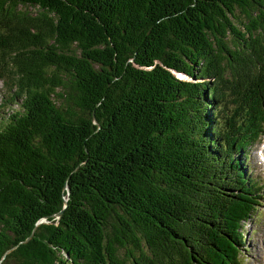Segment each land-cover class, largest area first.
<instances>
[{"label": "trees", "instance_id": "16d2710c", "mask_svg": "<svg viewBox=\"0 0 264 264\" xmlns=\"http://www.w3.org/2000/svg\"><path fill=\"white\" fill-rule=\"evenodd\" d=\"M0 82V264H240L264 0H0Z\"/></svg>", "mask_w": 264, "mask_h": 264}, {"label": "rangeland", "instance_id": "374dc122", "mask_svg": "<svg viewBox=\"0 0 264 264\" xmlns=\"http://www.w3.org/2000/svg\"><path fill=\"white\" fill-rule=\"evenodd\" d=\"M32 9L31 11L34 10ZM3 92L0 84V97ZM245 153L247 155L243 161V171L255 182L260 197L257 199L252 215L242 224L244 237L238 245L239 263L264 264V245L259 240L260 236L264 235V134L260 136L256 144L246 149Z\"/></svg>", "mask_w": 264, "mask_h": 264}, {"label": "water", "instance_id": "95a60500", "mask_svg": "<svg viewBox=\"0 0 264 264\" xmlns=\"http://www.w3.org/2000/svg\"><path fill=\"white\" fill-rule=\"evenodd\" d=\"M60 213L61 212H57V213H55V216H56V218H58V216L60 215ZM45 220L44 219H42V220H39V222H44ZM31 236V234L24 240V241H27L28 239H29V237Z\"/></svg>", "mask_w": 264, "mask_h": 264}, {"label": "bare ground", "instance_id": "6f19581e", "mask_svg": "<svg viewBox=\"0 0 264 264\" xmlns=\"http://www.w3.org/2000/svg\"><path fill=\"white\" fill-rule=\"evenodd\" d=\"M259 240H260V242H262L263 245H264V235H261L260 238H259ZM255 253L258 254V252H255ZM259 256H260V254H259Z\"/></svg>", "mask_w": 264, "mask_h": 264}]
</instances>
